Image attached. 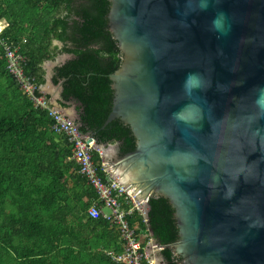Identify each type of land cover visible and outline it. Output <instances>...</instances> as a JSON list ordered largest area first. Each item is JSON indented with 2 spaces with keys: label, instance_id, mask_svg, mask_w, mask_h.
<instances>
[{
  "label": "water",
  "instance_id": "obj_1",
  "mask_svg": "<svg viewBox=\"0 0 264 264\" xmlns=\"http://www.w3.org/2000/svg\"><path fill=\"white\" fill-rule=\"evenodd\" d=\"M110 1L123 61L103 127L121 120L136 148H96L147 221L154 197L175 210L178 240L153 239L148 253L161 247L156 264H168L164 249L178 264H264V0Z\"/></svg>",
  "mask_w": 264,
  "mask_h": 264
},
{
  "label": "trees",
  "instance_id": "obj_2",
  "mask_svg": "<svg viewBox=\"0 0 264 264\" xmlns=\"http://www.w3.org/2000/svg\"><path fill=\"white\" fill-rule=\"evenodd\" d=\"M110 7V0H0V264H95L99 257L117 264L108 252H122L119 230L88 216L97 194L80 175L68 138L23 94L1 45L18 49L39 87L46 62L72 56L53 75L63 87L62 107L76 103L80 131L98 145L118 144L123 156L136 148L131 128L121 120L103 127L113 107L110 75L123 61L108 28ZM94 160L100 167L104 162L98 152ZM174 213L167 199L154 197L148 222L136 211L128 220L144 248L150 239L166 246L179 237ZM83 226L101 230L105 240L113 234V246L84 244L76 231ZM162 254L168 264L180 260L171 250Z\"/></svg>",
  "mask_w": 264,
  "mask_h": 264
},
{
  "label": "built area",
  "instance_id": "obj_3",
  "mask_svg": "<svg viewBox=\"0 0 264 264\" xmlns=\"http://www.w3.org/2000/svg\"><path fill=\"white\" fill-rule=\"evenodd\" d=\"M1 45L5 50L7 69L15 77L23 94L33 102L36 109L49 114L54 122L53 130L57 134L68 138L72 145V158L79 167L80 175L97 194V200L87 211L88 216L93 219L101 217L119 230L123 249L120 253L109 252L112 261L117 264H156L155 259L148 253L147 246L145 248L142 246V241L138 239L128 220V217L136 211L145 218V222H148L145 217L144 202L136 201L133 190L121 184L120 179L113 176L114 171L107 163L103 162L101 167L96 164L95 152L102 157V152L96 148V140L83 134L80 127L59 110L53 100L42 91V86L39 87L33 78L26 75L24 58L19 54L18 49L6 42H2ZM151 243L152 239L147 244ZM153 248L156 252L161 250L157 245Z\"/></svg>",
  "mask_w": 264,
  "mask_h": 264
},
{
  "label": "crops",
  "instance_id": "obj_4",
  "mask_svg": "<svg viewBox=\"0 0 264 264\" xmlns=\"http://www.w3.org/2000/svg\"><path fill=\"white\" fill-rule=\"evenodd\" d=\"M47 81H48V79H47ZM50 89L51 90H48V91L42 89V91L53 100V103L60 110V108H63L61 106V103H60L61 102V94H60L58 89H52V88H50ZM77 107L78 106L76 103H71V104H69V106L67 108H64V109H66V112L68 114L73 115L75 113V111L78 112ZM76 231L84 236V238L82 240L84 244H86L89 241V242H92L95 246H99V247H101V246H113L114 239H115L113 234L110 235L107 240H105L101 236V234H102L101 230H94V229L88 228L86 226H83L79 230L76 229ZM118 242H120V238H119ZM77 244H78V242L76 241L75 245L77 246ZM110 252H113V251H110ZM108 255H109V252H108ZM158 256H159V254H158ZM91 262L95 263V264H108V262L103 261L102 257H99L97 260H91Z\"/></svg>",
  "mask_w": 264,
  "mask_h": 264
},
{
  "label": "rangeland",
  "instance_id": "obj_5",
  "mask_svg": "<svg viewBox=\"0 0 264 264\" xmlns=\"http://www.w3.org/2000/svg\"><path fill=\"white\" fill-rule=\"evenodd\" d=\"M4 28V26H0V32H1V29ZM56 45H60L62 46L60 43L58 42H55ZM70 57V55L68 54H63V55H60L57 59H59V62H57L56 60L54 61H51V62H46L43 66L45 72H46V78L48 77H52L53 76V73H54V70H55V67L58 66L62 61H67L68 58ZM51 80V79H50ZM42 89L44 90H51L50 88L52 89H58L57 86L54 85L53 81L51 80V82L47 81L46 79V83L41 87ZM153 241V239H152ZM149 248V245L147 244V249ZM155 251V250H154ZM156 256V257H155ZM160 256H158V253L155 251L154 253V259H155V262H156V259H159Z\"/></svg>",
  "mask_w": 264,
  "mask_h": 264
},
{
  "label": "bare ground",
  "instance_id": "obj_6",
  "mask_svg": "<svg viewBox=\"0 0 264 264\" xmlns=\"http://www.w3.org/2000/svg\"><path fill=\"white\" fill-rule=\"evenodd\" d=\"M114 262V261H113Z\"/></svg>",
  "mask_w": 264,
  "mask_h": 264
}]
</instances>
